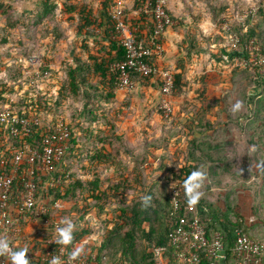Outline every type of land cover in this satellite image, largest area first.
<instances>
[{
    "label": "trees",
    "instance_id": "1",
    "mask_svg": "<svg viewBox=\"0 0 264 264\" xmlns=\"http://www.w3.org/2000/svg\"><path fill=\"white\" fill-rule=\"evenodd\" d=\"M8 1L0 0L4 3ZM114 1L115 3L118 2L117 0L112 2ZM143 1L145 0H134L130 11L131 15L125 21L136 26H131L132 30L139 39L145 41V45H148L150 44L149 29L153 25V16L139 10L137 5L142 4ZM44 3L46 4L47 0H44ZM102 5L106 26L103 33L100 34L97 31L101 28L103 22L101 18L96 16L93 4L88 0H66L63 3V12L68 15V20L76 25L78 35H81L82 39L85 40L82 48L87 55L84 60L81 56H74L72 62L68 65L66 63L64 83L62 82L59 89L60 96L79 98L84 95L86 103L98 102L97 104L100 106L102 99L109 103L116 96L114 88L117 74L111 70L110 64L125 57V49L121 44V40L118 35L114 34L113 20L109 14L110 1L103 0ZM210 7L212 8L209 13L213 23L219 27V41L217 44L220 45L216 57L217 61L214 60L210 74L211 77H217L220 82H224V74L228 71L230 80L233 83L230 93L234 90L236 95L231 103H226L225 107L221 105L222 101L226 102L224 95L220 98L211 99L209 98L211 96L206 93L208 99L205 97L206 95L201 97L200 102L202 103L200 105L205 112H201L202 110L194 111L192 126L198 129V133L195 132L196 130L193 131L194 134H200L204 139H201L200 142L197 141L199 140L196 137L197 134L195 139L191 135L192 137H189L185 144L184 138H187L183 136L182 143L180 142L181 146H179L180 149L184 148L181 157L177 158L175 165L170 164L169 159L165 157V162L169 164L166 169L162 168L159 171L157 167H154L155 164H158L157 159L164 157L163 153H169V151L175 153L169 147L171 146L170 141H167V145L164 139L160 140H163L166 147H163L160 141L155 144H153V141L149 145L131 147L132 145L129 144L130 141L127 139V137H131L122 134L123 132H118L117 123L109 120L98 110L89 109L84 115L88 122L96 123L95 128L88 124L82 129L84 132L87 129L90 132L96 130L97 134H94L93 147L90 154H87L86 161L77 170L74 168L73 163L67 160L69 156L79 157L82 151L77 148L79 139L73 136L75 129L71 128L65 152L59 160L54 162V169L42 175V182H38L41 187L40 192H43L44 198L47 200L48 210L44 215L59 219L62 216L70 217L77 225L74 231V239L85 238L88 240L84 253L87 257L95 254L97 264H125L126 262L129 264H158L160 260L154 252L156 247H165L164 257L170 258L171 243L169 234L172 229L169 222L171 211L169 194L172 189L170 185L176 181L181 191L180 198L186 204L182 180L193 169H200L205 173V180L201 188L202 196L196 205L207 207L206 212L203 211L202 213V221L209 216L212 217V220L206 224L209 238H212L215 230L221 228L231 242L233 239L232 228L236 226L246 231L252 238L264 242L263 166L261 168L259 166L257 172L251 171L257 177L262 176V184L259 189H255V185L251 183H245L246 179L241 182L240 175L241 183L234 186L231 183L230 188L225 191L218 190L219 200L213 199L214 197L207 194V192H217V190L215 192L212 189L213 183L208 181L219 178L218 175L214 174L215 162L210 159V151H223L224 140L228 135L232 137L235 130L239 140L245 141V144L242 143L246 147L254 144L255 136L264 135V71L260 72L261 67L258 65L252 67L242 66V58L247 54L241 52L242 48H234L231 41V36L234 34L240 37L242 43L254 39L259 43L261 52L264 55V0H260L257 11L245 17L244 21L239 20V15L243 14L244 10L248 8L233 13L228 8V3L224 5L220 3V6L211 4ZM48 9L47 6L44 12H47ZM166 11L170 10L166 9ZM257 16L258 21L256 20ZM77 18L78 21H76ZM223 23H230L231 30L222 29ZM167 30L165 29L163 32V38H165L164 35L167 34L165 33ZM168 31L170 32V30ZM178 31L175 32L178 34ZM188 35L193 37L192 41H189L187 37L179 42L180 46L185 47V50L182 49L179 53L183 52L185 54L179 56L175 61L176 63L167 64L175 70L173 73L174 94L175 92L177 94L184 93L185 88L188 87L189 80L187 74H185V64L190 61L195 53L198 54L197 50L201 47V44L198 45L195 42L196 34L193 35V32H190ZM172 37L175 42L176 37L173 35ZM176 43L178 45L177 40ZM144 59L162 70L169 69L166 67V63L161 62V59L154 54L145 56ZM47 69L46 66L42 67L43 71H47ZM247 71L251 73L250 76L247 75ZM130 72L135 82L133 88L137 85L138 87L139 85L147 86L148 81H150L148 87L158 90L159 96L162 94L161 76L144 75L132 69ZM20 74L21 70L16 73V75ZM8 75L16 78V76L6 72L7 78ZM92 78H95V82ZM85 85L89 86L93 92L89 88H84ZM131 89H126V91ZM204 89L206 88H203L202 92ZM248 90L255 93L248 94ZM258 90H260L259 95L257 94ZM29 93L30 91L25 90V88L0 86V104L2 106L6 103L11 104L18 113L25 110L27 106H32L31 111L38 114H41L42 111L44 113L52 111V109L49 110L50 102L38 100V98L32 99ZM170 95L172 96L173 93ZM237 100L241 101L242 107L239 111L232 112V105ZM253 103H256L257 107L255 109ZM215 107H219V109H215ZM181 109H184V106ZM211 115H216V118L213 120L210 118ZM103 123H106V125ZM100 124H103L104 128L100 127ZM107 125H109V128L104 132L108 127ZM51 127V124L45 127L43 123L31 127V136L25 137L26 141L32 144L33 147L41 149V140L47 135ZM138 138L141 144L145 143V138ZM207 138L210 140L209 143L205 142ZM214 138L218 140L216 141ZM14 139L19 141L17 137ZM242 143L240 144L243 145ZM262 144L264 145V142ZM254 149L252 150L253 153H248V156H251L248 164L257 159ZM261 159L259 163L263 165L264 157ZM102 165L105 167L98 171L96 167ZM62 167L71 170L68 178L62 176L58 186L47 188L45 184L48 176L61 174ZM142 195L151 196L149 206H142L140 199ZM79 199H82L80 205ZM56 201L62 202L63 205L65 203L67 208L54 207ZM70 210L71 214L63 213V211L68 212ZM244 213L253 214L254 219L251 224L244 219ZM84 218H86L85 221H83ZM138 244H140V247H138ZM24 248L29 252L27 247ZM208 260V257L204 259L206 263L209 262ZM170 264L173 263L170 262Z\"/></svg>",
    "mask_w": 264,
    "mask_h": 264
},
{
    "label": "rangeland",
    "instance_id": "2",
    "mask_svg": "<svg viewBox=\"0 0 264 264\" xmlns=\"http://www.w3.org/2000/svg\"><path fill=\"white\" fill-rule=\"evenodd\" d=\"M65 1L47 0L46 4L44 0H9L6 3L0 2V86L25 88V90L30 91L29 96L32 99L38 98V100L50 102L49 110L52 109V111L46 113L42 111L40 114L41 122L45 127L52 125L57 118L63 117L69 130L71 131V128L75 129L73 136L79 139L77 148L82 151L79 157L69 156L67 160H70L77 170L86 161L87 154H90V150L93 147L92 140H95L93 138L94 134H97L96 130L90 132L87 129L84 132L82 129L88 124L95 128L96 123L88 122L84 115L89 109L98 110L99 113H103L109 120L117 123L118 132H123L122 134L131 137H127L130 141L129 144L132 145L131 147L149 145L153 141V144H155L161 139H164L168 145L167 141H170L171 146L169 147L175 153L173 154L170 151L169 153H163L164 157L157 159L158 164H155L154 167H157L159 171L162 168L166 169L169 163L165 162V157L169 159L170 164L175 165L181 157L182 149H184L179 147L181 146L182 137L185 136L187 139L184 138V141H187L194 134L193 131L196 130L195 132H197L198 130L192 126L194 111L202 110L201 112H205L200 105L202 103L200 102L201 97L206 95L205 97L208 99L207 94H209L211 96L209 98L213 99L216 97L215 90L222 89L223 91L225 89L223 88L224 82L220 83L217 77H211L210 74L214 60L217 61L216 57L220 48L219 43L217 44L219 41V27L213 23L209 13L212 8L210 5L220 6V3L222 5L228 3V8L234 13L246 8L249 10L250 7L258 8L260 0H166L165 8L170 10L168 13L173 20V24L166 29H169L171 34H174L173 36H177L175 31L179 30V36H177L178 45L176 41H167V39L162 37L164 50L158 58L172 57L181 52L182 49L185 50V47L180 46L179 42L187 37L189 41H192L193 37L188 35L190 32H193V35L196 34V44H201V47L197 50L198 54L195 53L190 58V61L185 64V74H187L189 80L188 87L184 91L186 93L177 94L175 92L174 94L172 92V96H162L161 94L159 99H156L155 93L159 91L154 90L153 87H148L150 86V81H148L147 86L139 85L138 87L137 85L130 91L116 90V96L113 101L107 103L102 99L100 102L101 106L97 104L98 102L86 103L84 95L79 98H72L70 96H60L59 94V89L65 79L66 63L68 65V63L72 62L74 56H81L84 60L87 55L82 48L85 40L82 39L81 35H78L76 25L71 23V20H68V15L63 12V3ZM88 1L93 4L96 16L102 19L103 24L97 31L102 34L106 26L103 17V0ZM109 1L111 6L116 4L115 1L112 2L113 0ZM121 2L126 20L131 15L130 11L134 0H121ZM47 6L49 9L44 12ZM137 7L141 11L144 10V6L141 7V4L137 5ZM147 14L152 15L151 12ZM256 20L258 21V16ZM76 21H78V18ZM127 24L130 28L131 26L136 27L129 23ZM184 54L183 52L180 53L177 58ZM44 66L48 68L47 71L42 70ZM166 67L174 73L175 70L172 66L166 64ZM19 70H21V74L16 75ZM6 72L16 76V78L9 75L7 78ZM250 74L247 71V75L250 76ZM92 79L95 82V78ZM84 88H89L93 92L87 85ZM203 88L206 89L202 92ZM257 92L260 93V90ZM163 97L171 105L172 111L169 115H166L161 108V98ZM182 105L184 109H181ZM103 124H100V127L104 128ZM107 126L104 132L109 128V125ZM234 134H237L236 130ZM138 137L145 138V143L141 144ZM160 143L163 144V147H166L163 140ZM104 167V165L101 167L97 166L96 169L99 171ZM61 169L62 176L67 179L71 170L65 167ZM215 180L219 184H224L220 178ZM213 190L215 191L216 189ZM220 190L223 189L220 188ZM207 194L214 197L213 199L219 200L220 198L218 190L216 193L207 192ZM81 200L79 199V205ZM62 207L67 208V205L65 206L64 203ZM63 213L71 214V210L68 212L63 211ZM231 216L234 217L233 214ZM250 217L251 220L254 219V216L250 215ZM85 220L86 218L83 219V221ZM251 220H249V224H251ZM138 247H140V244H138Z\"/></svg>",
    "mask_w": 264,
    "mask_h": 264
},
{
    "label": "built area",
    "instance_id": "3",
    "mask_svg": "<svg viewBox=\"0 0 264 264\" xmlns=\"http://www.w3.org/2000/svg\"><path fill=\"white\" fill-rule=\"evenodd\" d=\"M165 4L166 0H145L141 4V7L144 6L143 12H151L153 16L148 45L138 38L125 21L121 0L111 6L109 14L113 20L114 34L118 35L125 49V57L110 64L111 70L117 74L115 90L133 88L135 82L131 77L132 69L144 75L161 76L162 96L173 92V72L170 69L162 70L144 59L145 56L153 54L159 57L164 50L162 34L173 24ZM256 11L257 8L250 7L239 15V20L244 21L245 17ZM231 28L230 23L222 25L224 30L229 31ZM231 41L234 48H242L241 52L247 54L242 58V66L258 65L261 67L260 72L264 70V55L256 40L250 39L242 43L240 37L234 34ZM31 108L32 106H27L18 113L13 105L0 104V237H7L17 248L27 247L31 264H49L53 255L61 256L67 261L68 252L75 245H83L85 248L88 240L74 239L73 244L67 246L63 252L61 246L52 241L56 235L54 229L60 219L44 215L48 210L47 200L43 192H40L39 183L42 182L41 176L51 172L54 162L65 152L70 130L63 117L57 118L50 131L42 138L41 149L33 147L25 137L31 136V127L42 122L40 114L31 111ZM161 108L166 115L172 111L165 97L161 98ZM61 180L62 174L49 175L45 186L56 187ZM176 185L177 188H172L169 194V222L172 225L169 234L170 258L164 257L165 247H156L154 252L159 257L158 264H227L229 257H234V260L228 264H264V243L252 238L239 227L232 228L231 242L221 228L215 230L212 238H209L206 224L212 217L201 220L207 207L198 204L189 208L182 202L181 191L177 183ZM54 206L62 207L63 203L56 201ZM207 257L208 263L204 261ZM0 264L10 262L6 257H0ZM72 264H97L96 255L87 257L83 252Z\"/></svg>",
    "mask_w": 264,
    "mask_h": 264
},
{
    "label": "crops",
    "instance_id": "4",
    "mask_svg": "<svg viewBox=\"0 0 264 264\" xmlns=\"http://www.w3.org/2000/svg\"><path fill=\"white\" fill-rule=\"evenodd\" d=\"M168 30H167V32H165L167 34L164 35L165 36L164 39H167V41H173L174 42V38L172 37V35H174V34H171V32H169ZM177 36H179V34H177ZM177 36L175 38L176 40L178 39ZM177 55H180V53L178 52L176 55H173L172 57L166 56V58H164V59L161 58V62L172 65L175 62L174 59L178 57ZM223 79H224V84H223L224 87L222 85L221 86L225 89L223 91H222V89H217V90H215V94H216L217 98H220L224 95L226 102L222 101L221 105L222 106L224 105V107H225L227 102L231 103V100H233V98L235 97L236 94L234 93V90L230 93V90L233 87V83L230 80V75H228V71H226V74H224ZM250 93H255V92H252V90L250 92L248 90V94H250ZM257 94L259 95L260 93L257 92ZM155 97H156V99L159 97V94L157 91L155 93ZM255 104L253 103L254 109H255V107H257ZM215 109H219V107H215ZM210 118H212L214 120L216 118V115H213V116L211 115ZM259 124H260V122H259ZM195 135L196 134H193L192 135L193 137L192 136H190V137H192L194 139L196 137L199 138V140H197V141L204 139L202 135L200 136V134H197L196 137H195ZM254 139H255L254 144H250V145H248V147H246V145H244L245 141L244 140L240 141L239 136H237V134H233L232 137H230L228 135V137H226V139L224 140L225 144L223 147V151L222 150L210 151V153H209L210 159H212L215 162L214 167H213V169L215 170L214 174L218 175L221 182H224V184H225V185L219 184L215 179H213V181H212V179H210L208 182L213 183L212 189L220 190V188H221L223 190H220V191H225V190L230 188L231 183H233V186L238 185L239 183L242 182V180L245 181V179L247 180L245 183H247V184L251 183V184L255 185V187H254L255 189H259L260 185L262 184V176L257 177L255 175H253L251 173V171L253 170V171L257 172L259 166H260L259 168H261V166L264 167V163H263V165H261L259 163V161L262 160L261 158L264 157V145L262 144V142H264V135L261 134L260 136H255ZM215 140L217 141L218 139H215ZM209 141H210L209 138H207L205 142L209 143ZM240 143H242L243 145H241ZM185 144H186V141H185ZM231 144H232V146H230ZM253 148H255L254 150L256 151L257 159L252 160L253 162L248 164V160L251 159V156H248V153L249 154L253 153V151H252ZM245 162H246V164H245ZM240 175L242 178L241 182H240V178H239ZM236 181H238V182L236 183ZM250 215L253 216L252 213H247V214L244 213V219H246L248 221H249V219L251 220ZM233 260H234V257H229L227 259V262L231 263Z\"/></svg>",
    "mask_w": 264,
    "mask_h": 264
},
{
    "label": "clouds",
    "instance_id": "5",
    "mask_svg": "<svg viewBox=\"0 0 264 264\" xmlns=\"http://www.w3.org/2000/svg\"><path fill=\"white\" fill-rule=\"evenodd\" d=\"M242 107L241 101L237 100L231 108L232 112L239 111ZM205 180V173L200 169H193L182 180V187L184 189L185 202L189 208L196 205L201 196V188ZM170 187L177 188L176 181ZM143 207L149 206L151 202L150 195H142L140 197ZM77 225L70 217L62 216L59 224L55 227V238L52 240L57 245L61 246L63 252L67 246L73 244L74 231ZM84 252L83 245H75L68 252V260L65 261L61 256L53 255L50 258L49 264H72ZM0 257H6L10 264H31V259L28 256V250L24 247L17 248L11 244L7 237H0Z\"/></svg>",
    "mask_w": 264,
    "mask_h": 264
}]
</instances>
